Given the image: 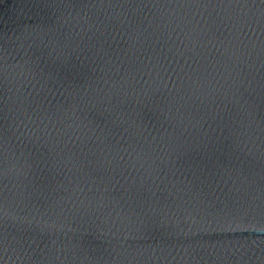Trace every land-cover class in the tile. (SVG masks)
Masks as SVG:
<instances>
[{
    "label": "water",
    "instance_id": "water-1",
    "mask_svg": "<svg viewBox=\"0 0 264 264\" xmlns=\"http://www.w3.org/2000/svg\"><path fill=\"white\" fill-rule=\"evenodd\" d=\"M0 264H264V0H0Z\"/></svg>",
    "mask_w": 264,
    "mask_h": 264
}]
</instances>
